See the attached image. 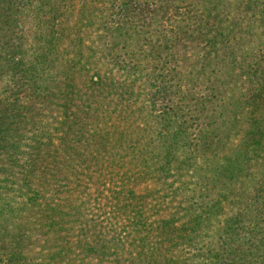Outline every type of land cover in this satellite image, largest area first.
Returning a JSON list of instances; mask_svg holds the SVG:
<instances>
[{
  "label": "rangeland",
  "instance_id": "rangeland-1",
  "mask_svg": "<svg viewBox=\"0 0 264 264\" xmlns=\"http://www.w3.org/2000/svg\"><path fill=\"white\" fill-rule=\"evenodd\" d=\"M193 1L166 0L154 19L142 6L147 1L137 0L139 25L118 16L122 0H71L48 33L31 15L19 19L24 52L15 54L30 61L26 71L39 65L32 51L41 42L29 25L56 53L45 93L31 85L18 103L0 106V264H239L244 255L264 257V140L249 133L250 119L264 124V62L254 63L264 56V0H216L220 10L210 17ZM45 12L46 21L56 16ZM160 22L202 33L199 48L188 38L178 47L186 54L178 68L182 93L187 102L207 101L202 118L226 116L203 155L209 172L194 173L243 178L223 189V212L205 226L189 213L191 193L178 187L185 176L178 182L177 174L146 171L134 158L129 127L114 105L124 94H148L136 92L145 73L131 65ZM58 70L67 75L53 84ZM99 103L106 108L96 116L90 107ZM70 122L76 125L68 129Z\"/></svg>",
  "mask_w": 264,
  "mask_h": 264
},
{
  "label": "trees",
  "instance_id": "trees-1",
  "mask_svg": "<svg viewBox=\"0 0 264 264\" xmlns=\"http://www.w3.org/2000/svg\"><path fill=\"white\" fill-rule=\"evenodd\" d=\"M59 1L62 2V6L64 5L63 8L59 6ZM145 1L147 2L142 3V6L148 7L146 12L152 11L146 16L151 15L153 18V12H161L164 10V4H166V0ZM122 2L118 16L126 18V23L130 22L129 25L137 19L139 25V19L144 17V12H142L144 10L136 5L137 0H122ZM193 3L196 7H202L209 17L220 10V4L216 0H195ZM67 4L68 6H66ZM70 4L71 0H0V106L6 107L11 103H18V93L31 85L36 86L38 92L45 93L47 86L43 87L42 82L48 81L47 73L51 55L56 53V50H53L55 48L42 45L48 41L46 35L38 33L35 29L36 26L29 25L26 28L27 33L33 36L35 40L40 39L41 42L36 44L32 51V54L37 57L39 65L26 71L23 64L30 61L25 56L23 61L18 60L16 56V54L24 52L21 47L22 38L17 37V33H15L21 28L19 19L31 15L39 21V25L46 28L48 33L56 25L55 19L59 17L58 14L62 16L63 13L64 15ZM45 11L53 12L52 14H56V16L53 20V17L48 16L50 19L46 21L43 17L46 14ZM110 27L112 28L114 25ZM154 32L155 35L152 37V43L150 42V48L144 49L142 45L139 46L137 50L142 56H135L136 59L131 65V69H139L145 73L144 78L139 82L141 87H135L137 88L136 92L147 91L148 94L145 96L138 94L126 96L124 94L115 100L114 105L120 107L123 122L127 123L126 126L129 127L127 130L131 133L134 158L139 160L146 171L156 172L159 169L163 174H177L178 182L181 177L185 176L179 182L178 187L186 189L187 193H191L192 196L188 202L195 204H192L193 208L190 206L189 213L191 216L202 220L201 224L205 226L211 222L216 214L219 215L223 212L220 209L222 199L225 198L223 189L231 181L242 183L243 178L231 180L224 178V175H217L205 179L197 177L194 173L200 170L209 172L210 162L204 160L203 155L211 151L216 139L214 134L217 135L221 131V124H224L226 119L223 113L218 116L213 114L212 117L209 112L207 116L202 118V115L207 112L205 104L207 101L204 99L201 101V98L200 101L204 104H198L199 100L196 99H190L187 102L188 98L182 93V87H184L183 71H179L178 68L181 67L180 69H182L183 62H186V54L179 52L178 47L182 40L188 38L199 48L196 40L202 33L195 34L194 30L186 29V26H172L168 30L163 22L155 27ZM9 42L14 44V49L12 45H8ZM215 44L216 40L212 38L208 40L206 46L211 51L215 49ZM144 57L148 60L143 61ZM104 59H109V56L105 55ZM152 60L159 61V63L153 67ZM263 62L264 56L261 55L254 63L260 65ZM129 70L128 68L126 72ZM250 70L255 71V67L250 68ZM65 75L67 73L58 70L52 83L54 84L56 80ZM25 77H29V79L25 81ZM196 79L194 76L193 80L196 81ZM10 81L14 84L12 88L7 86ZM25 82H29L30 85H25ZM262 82L264 84V79ZM52 85L51 88H53ZM219 102H221L220 99ZM197 105H201L202 109L195 113L194 109ZM90 108H92V113L97 116L105 112L106 106L99 103ZM77 109L79 110V108ZM250 120L249 133L256 135L257 142L263 141L264 124L258 120ZM72 125L76 124L67 123L66 128L69 129ZM199 160L203 164L199 163ZM248 181H252V178L246 176V182ZM257 201L255 203H258ZM263 208L261 207V209ZM195 228H193L194 231L198 230V227ZM202 230L203 228L199 231ZM250 257H247L249 260H246V255L242 256L239 264L245 260L248 264H264L263 256L252 260ZM215 264L219 263L216 262Z\"/></svg>",
  "mask_w": 264,
  "mask_h": 264
}]
</instances>
